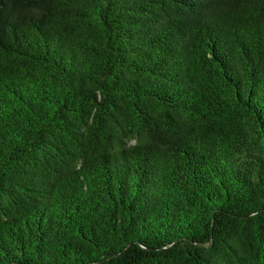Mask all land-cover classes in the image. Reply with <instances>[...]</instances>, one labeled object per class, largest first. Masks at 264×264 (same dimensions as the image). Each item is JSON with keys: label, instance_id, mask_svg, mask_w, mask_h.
Masks as SVG:
<instances>
[{"label": "trees", "instance_id": "16d2710c", "mask_svg": "<svg viewBox=\"0 0 264 264\" xmlns=\"http://www.w3.org/2000/svg\"><path fill=\"white\" fill-rule=\"evenodd\" d=\"M0 264H264V0H0Z\"/></svg>", "mask_w": 264, "mask_h": 264}]
</instances>
